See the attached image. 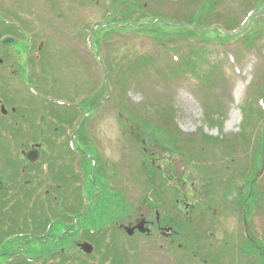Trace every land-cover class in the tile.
I'll return each instance as SVG.
<instances>
[{"label":"rangeland","instance_id":"rangeland-1","mask_svg":"<svg viewBox=\"0 0 264 264\" xmlns=\"http://www.w3.org/2000/svg\"><path fill=\"white\" fill-rule=\"evenodd\" d=\"M157 1L0 0V17L13 7L20 27L45 43L39 60L32 51L0 64L27 82L11 84L25 123L33 125L14 132L25 144L13 155L39 153L26 179H16V165L10 175L26 194L19 203L28 224L21 211L12 213L9 227L24 222L27 231L0 245V252H19L0 256V264H201V219L212 235L214 212L223 208L253 211L254 234L264 240V0L221 1L229 15L205 23L242 24L247 36L203 43L208 56L188 58L198 67L195 78L181 71L189 51L183 43L158 44L151 28L141 27L155 18L184 25L197 2ZM246 39L254 40L252 48ZM208 59L217 69L205 67ZM38 188L44 204L37 206ZM89 208L103 212L102 219L76 217ZM106 217L122 228L105 225ZM147 221L181 224L184 243L170 250L152 226L145 237L126 234L125 226ZM32 225H46V232ZM83 242L94 246L92 254L82 255Z\"/></svg>","mask_w":264,"mask_h":264},{"label":"flooded vegetation","instance_id":"flooded-vegetation-1","mask_svg":"<svg viewBox=\"0 0 264 264\" xmlns=\"http://www.w3.org/2000/svg\"><path fill=\"white\" fill-rule=\"evenodd\" d=\"M9 10L13 11V7H4L3 14L1 13L0 42L7 37L12 38L13 42L0 45V64L3 63L4 60L8 61L12 60V58L17 59L19 55L23 56L32 51H36L39 60L41 57L40 52L44 49L45 43H37L36 38H38V35L28 32L29 30L26 27H20V24H22L19 22L21 14L12 13L9 12ZM14 79L17 80L16 84L18 88L22 86L25 88L27 85V82L23 78V74H19L18 70L11 71V69L0 68V245H3L7 240L13 238L25 237L24 233L27 230L23 223L26 222L27 213L19 202H26V194L23 189L14 188L15 186L10 180V175L16 165L20 170L19 178L16 179L19 181L26 179L22 177L26 175L25 168L29 165L32 166V163L35 162L29 161L25 156L20 157L13 155L14 148H19L25 144L24 141L17 140L14 132L24 128H30V126L31 128L33 127L31 124L25 123L26 114H23V112L19 110L22 104L15 100V97L10 92L11 88H13L11 84L15 83L13 81ZM41 141L43 140L39 139L37 142ZM38 159L39 154L36 162ZM38 181H40L39 177ZM16 183L19 182L16 181ZM24 183L23 181V184ZM43 188H38L36 193L34 191L33 202L37 203V206L40 203L44 204ZM14 204L16 205L14 206ZM187 205L189 207L192 204L188 203L185 207ZM40 209L44 210V206ZM221 210H224L223 214L217 213L219 211L214 212L215 222L211 224L214 228L212 235H206L207 231L205 229L207 222L201 219V264H264V240L261 238V234L259 235L260 237L254 234V221H252L251 218L253 211L249 209V211L246 212L245 210L242 214V210L237 208L236 210L226 208ZM17 211L23 213L21 219L24 222L21 225L15 223L16 225L9 227V223L12 220L10 217L12 213ZM187 213L186 217H190V213L192 212L187 211ZM39 218L42 220L44 215H40ZM221 218H223V220H221ZM151 223L152 221H147L144 225H141L143 223L139 222L137 226L136 224L134 227L125 226V229L124 227L123 229L128 236L145 237L144 235L147 234L146 230H148L150 226L159 228L157 235L167 240L170 250H173V246L177 240H179L178 242L184 243V230L180 229L182 227L181 224V227H175L171 223H168L167 226H155L153 225L154 223H152V225ZM32 228L38 229L39 233L46 232V225H44L43 228L39 226L36 228V226L32 225ZM118 228L121 229V225H118L117 229ZM56 229L57 228L50 229L49 234L55 235L56 233L53 232H55ZM143 231L146 232L144 233ZM183 254L185 255V253ZM4 255H15L7 257L15 258L19 255V252L11 253L10 250L0 252V256Z\"/></svg>","mask_w":264,"mask_h":264},{"label":"trees","instance_id":"trees-1","mask_svg":"<svg viewBox=\"0 0 264 264\" xmlns=\"http://www.w3.org/2000/svg\"><path fill=\"white\" fill-rule=\"evenodd\" d=\"M221 1H224V0H196L197 2V6H195L196 9L194 12L190 13V15L192 16L191 19L183 22L184 25H179L178 23H173L174 25L173 24L168 25L167 22H160V21H157V19L155 18L152 21L153 23L152 26L150 24L148 25L149 27H145V28L141 27V28L143 29L151 28V33H153V35L151 36L156 40L158 44L160 43L161 45H164L166 47L171 46L172 43L176 42L177 40H179L180 43H183L184 46L187 49H189V51L182 55V58L184 57V59L183 60L181 59V62H180V67H182L181 71L184 74H192L194 78L197 76L199 77L198 73L195 72V70L198 69V67H195L196 66L195 62L188 60V58L191 56V57H197V60H201L203 59V57L205 59L204 55L208 56L209 52L205 49V46L202 45L203 43L209 46V44L212 42L219 43L220 41H224L226 39H231V40L240 42L242 39H244L247 36L246 33L243 34V36H241L242 32L240 31V27H242V24L240 26H235V27H238L239 29L238 28L230 29L229 27L225 25H221L220 23H209V24L205 23L208 17L210 16L223 15L227 17L229 15L227 11H223L222 8L220 7ZM159 2H162V1L158 0L157 3ZM140 3L141 1H138V4ZM156 14L157 16L166 17L165 15L160 14V13H156ZM196 18L201 19L202 22L199 23V21L196 20ZM170 19L176 20V19H173L172 17ZM168 23H171V22L168 21ZM237 30L239 31L235 32ZM159 32H162V35L161 34L158 35ZM211 37H214V38L210 39ZM256 37L257 36H255L254 40H256ZM254 40L249 41V39H246V42H248V45H244V46L247 49L252 48ZM194 50H197V53ZM146 61H147L146 58L139 60V62L141 63H144ZM208 66H209V71L216 68V64L210 63V59H208L207 65H205V67H208ZM262 133L264 135V126H263ZM84 141L86 142L87 139H85ZM262 141L264 144V139ZM80 199L84 201V199L82 198ZM88 206L89 205L87 203L85 204L84 208L86 209ZM80 212L76 213V217H82V219H87L88 213H94L95 215H97L98 218H101V219L104 216L103 212H100L98 208L96 209L89 208L87 213L85 210L84 212L86 213V215H84L85 213H83V211L82 213ZM105 216H107V212ZM114 222H116V224L118 225L116 220L111 221L109 218V220L107 221V217H106V220L104 219L105 225L107 224L111 225ZM95 229L87 230V232L89 231V233L93 234L95 231H98L97 229L96 230ZM56 252L57 250H53V251L50 250L49 252H46V253H56ZM125 253L127 252H124V254ZM50 261L51 260H49L48 262Z\"/></svg>","mask_w":264,"mask_h":264},{"label":"water","instance_id":"water-1","mask_svg":"<svg viewBox=\"0 0 264 264\" xmlns=\"http://www.w3.org/2000/svg\"><path fill=\"white\" fill-rule=\"evenodd\" d=\"M12 42H13L12 38H6L0 43V45L6 44V43H12ZM44 121H45V118L43 119L42 122L44 123ZM38 154L39 153L37 151L32 150L26 154V158L30 161H35L38 158ZM78 246L86 254H91L94 251L93 245L89 244L88 242L81 243Z\"/></svg>","mask_w":264,"mask_h":264}]
</instances>
